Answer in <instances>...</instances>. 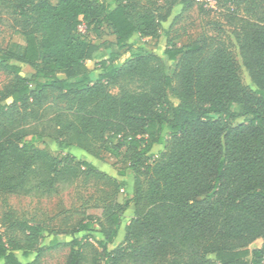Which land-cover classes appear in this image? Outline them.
I'll use <instances>...</instances> for the list:
<instances>
[{
	"label": "trees",
	"instance_id": "16d2710c",
	"mask_svg": "<svg viewBox=\"0 0 264 264\" xmlns=\"http://www.w3.org/2000/svg\"><path fill=\"white\" fill-rule=\"evenodd\" d=\"M215 2L242 6L244 15L225 16L256 94L220 40H167L161 54L142 48L168 12L134 0H0V23L24 40L0 50V69L11 75L0 88V193L42 199L108 178L86 159L40 148L45 137L91 157L125 153L132 174L123 202L102 206L97 229L80 221L69 240L37 244L40 223L12 220L21 236L0 233V264H42L58 247L68 248L64 264H264V19L254 17L257 0ZM100 24L114 36L106 48ZM154 145L162 149L149 159ZM16 251L33 256L22 261Z\"/></svg>",
	"mask_w": 264,
	"mask_h": 264
},
{
	"label": "rangeland",
	"instance_id": "374dc122",
	"mask_svg": "<svg viewBox=\"0 0 264 264\" xmlns=\"http://www.w3.org/2000/svg\"><path fill=\"white\" fill-rule=\"evenodd\" d=\"M55 3L57 0H49ZM113 3L115 0H106ZM141 6L155 8L159 13H169L168 18L161 22V29L157 38H144L141 46L145 50L154 51L161 54L165 42L171 41L179 46L186 45L196 39H207L209 41H222L229 49L234 62L237 66V72L242 84L252 93L257 92V86L253 83L241 63V57L238 52L235 40L236 29L227 21L225 14L235 11L239 15H244L242 6L235 7L229 2H220L214 8L205 6L200 0H188L189 5L185 6L183 0H134ZM258 7L255 9L254 17L264 19V0H257ZM81 31H85V25L79 26ZM100 48H106L109 42L114 40L110 30L100 24ZM87 38L95 40L91 31H87ZM9 43L24 44L21 34L14 31L8 22L0 23V50L4 49ZM128 54L123 56L121 60ZM97 57L86 61L87 68L93 70L96 67ZM10 63L18 65L21 72L30 75L34 70L31 66L15 60ZM11 79V75L0 69V88H3ZM111 93H116L117 88L110 86ZM237 119L236 122H240ZM40 148L49 153L62 156L69 153L76 158L86 159L93 164L99 171L108 176V178H89L80 179L74 186L61 192L58 195L37 199L22 195L1 194L0 193V233L4 236H18L19 231L9 226L12 220H29L34 223H40L44 229V239L37 244H47L53 237L59 241L69 240L72 230L77 227L80 221L90 219L93 221V228H98V222H103L102 206L113 202H123L131 193L132 174L128 169V160L125 153L118 157H112L107 152H101L98 157H91L78 149L59 148L52 139L43 138L36 143ZM161 146H154L148 155L149 159L157 156ZM124 172L123 175L121 173ZM119 184L117 187L116 185ZM120 189H123L121 191ZM133 206H130L124 212L122 223L114 244L122 241L124 235V225L133 215ZM82 232H77L75 236H81ZM94 235L100 237V234L94 232ZM260 241L256 240L251 244L255 246ZM67 247H58L47 250L42 258V264H64ZM16 254L22 261L31 259L24 258L21 251ZM209 264H216L214 262Z\"/></svg>",
	"mask_w": 264,
	"mask_h": 264
},
{
	"label": "built area",
	"instance_id": "2783aa9c",
	"mask_svg": "<svg viewBox=\"0 0 264 264\" xmlns=\"http://www.w3.org/2000/svg\"><path fill=\"white\" fill-rule=\"evenodd\" d=\"M205 6L214 8L216 5L215 0H200ZM121 191H123V189H120Z\"/></svg>",
	"mask_w": 264,
	"mask_h": 264
},
{
	"label": "crops",
	"instance_id": "0c3cea01",
	"mask_svg": "<svg viewBox=\"0 0 264 264\" xmlns=\"http://www.w3.org/2000/svg\"><path fill=\"white\" fill-rule=\"evenodd\" d=\"M98 60H99V58L96 59V61H98ZM85 64H86V62H85ZM86 66H87V65H86ZM154 146H160V145H154ZM154 146H153V147H154ZM158 149L161 150V148H158Z\"/></svg>",
	"mask_w": 264,
	"mask_h": 264
}]
</instances>
